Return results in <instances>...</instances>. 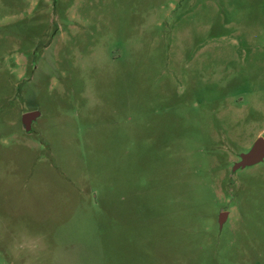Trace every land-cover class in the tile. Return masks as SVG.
Returning a JSON list of instances; mask_svg holds the SVG:
<instances>
[{
	"label": "rangeland",
	"instance_id": "374dc122",
	"mask_svg": "<svg viewBox=\"0 0 264 264\" xmlns=\"http://www.w3.org/2000/svg\"><path fill=\"white\" fill-rule=\"evenodd\" d=\"M260 137L264 0H0V264H264Z\"/></svg>",
	"mask_w": 264,
	"mask_h": 264
},
{
	"label": "water",
	"instance_id": "95a60500",
	"mask_svg": "<svg viewBox=\"0 0 264 264\" xmlns=\"http://www.w3.org/2000/svg\"><path fill=\"white\" fill-rule=\"evenodd\" d=\"M37 114L30 113L24 117V123L29 125V122L36 118ZM264 161V138L260 137L255 142L252 149L241 155V160L235 165L234 170L244 169L249 166L259 164Z\"/></svg>",
	"mask_w": 264,
	"mask_h": 264
}]
</instances>
